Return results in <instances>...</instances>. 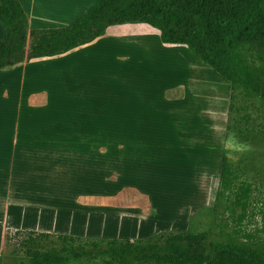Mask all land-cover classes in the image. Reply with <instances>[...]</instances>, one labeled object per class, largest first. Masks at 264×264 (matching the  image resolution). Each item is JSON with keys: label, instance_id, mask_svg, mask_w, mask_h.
<instances>
[{"label": "crops", "instance_id": "1", "mask_svg": "<svg viewBox=\"0 0 264 264\" xmlns=\"http://www.w3.org/2000/svg\"><path fill=\"white\" fill-rule=\"evenodd\" d=\"M20 1L32 30L65 27L96 0ZM5 37L0 21V42ZM119 56L120 64L114 61ZM113 68L123 76L138 75L145 82L140 88L142 93L127 87V101L120 111L99 113L91 104H83L80 95L71 99V86L82 88L81 78L87 72L97 74ZM2 71L9 72L0 76V114L7 121L37 114L46 126L36 137L26 139L30 148H0V241L9 230L101 239L107 235L108 222L121 223L122 228L114 236L122 234L127 225L134 226V236L140 238L151 226L170 224L148 193L130 185L115 186L128 174L132 160L148 159L153 148H139L137 156L123 155V171L116 180L110 177L115 172L110 173L108 166L99 162L97 148H86L85 156L74 153L80 160L87 156L96 160L95 165L90 162L94 172L83 180L86 190L71 192L69 198L67 191L55 193L48 186L49 179H35L50 177V170H60L64 165L65 148L49 147L53 137L58 141L53 145L59 147L60 128L65 125L67 113H73L75 120L79 117L94 122L101 117L121 121L123 129L132 125L138 127V132L154 129L162 135L170 134L173 139L169 138L168 143L179 146L188 168L192 205L199 203V210L213 207V197L220 188L235 90L186 45L163 43L160 32L148 24L115 25L104 36L65 54L32 59ZM55 126L57 131L51 133L50 127L53 131ZM35 140L37 148H33ZM13 143H19L16 135ZM19 166L31 170V176H41L21 177ZM40 181L45 187L35 189L33 186Z\"/></svg>", "mask_w": 264, "mask_h": 264}, {"label": "rangeland", "instance_id": "2", "mask_svg": "<svg viewBox=\"0 0 264 264\" xmlns=\"http://www.w3.org/2000/svg\"><path fill=\"white\" fill-rule=\"evenodd\" d=\"M240 50L246 62L264 80V45L242 44ZM119 60L120 56L114 59L120 64ZM5 72L9 71H2L0 76L6 74ZM81 82L83 87L80 89L71 86L70 92H73L74 96H71V99L80 95L83 104H91L99 113L106 110L120 111L123 102L127 101L124 95L127 87L142 93L140 88L145 85L138 75L123 76L116 68L97 74L87 72L82 76ZM236 93L229 124V137L233 140L230 143L232 151L225 167L218 198L214 196L212 200L215 209L205 210L203 215L192 223L191 218L199 211V203L193 206L190 201L188 168L183 162L179 146L174 142L168 143L170 134L162 135L161 131L142 129L138 132V127L132 125L123 129L121 121L101 117L95 120L96 123L79 117L75 120L73 113H67L65 125L60 128L59 147L53 145L54 141L58 142L54 137L51 138L49 147L65 148L66 160L63 162L64 165L61 164L62 169L50 170V177H43L40 172V175L31 176L33 172L22 166L17 168V172L21 177L41 176L35 179H49L51 183L48 186L54 189L55 193L67 191L66 197L69 198L71 192L86 190L84 181L94 172V169H90V162L95 165L96 160L94 156L80 160L74 153L85 156L86 148H97L99 162L107 165L110 173L115 172L110 177L116 180L118 173L121 175L123 171V161L126 160L123 159V155L137 156L138 150L153 148V153L148 159L132 160L131 165H136L134 167L130 165L126 177L114 185L116 187L130 185L148 193L154 204L164 210L165 219L170 224L151 226L147 232L148 226L144 222L143 229L148 234L143 231L140 238H136L134 226L124 225L122 234L114 236L117 229L122 228L121 223L114 225L108 222L107 227L105 226L106 239L137 240L160 233L179 234L188 230L195 232L208 230L212 241L242 244L255 252H264V100L246 89ZM34 115L33 117L29 114L26 117L23 115V120L19 121L16 119L7 121L4 115L0 114V148H30V144L25 143L26 139L36 137L46 126L45 122L41 124L42 120L37 114ZM53 123L57 125V122ZM56 131V126L53 131L50 127L51 133ZM14 135L19 139L17 146L13 143ZM33 148H37L36 140ZM123 148H126V151H123ZM19 155H22L21 152ZM136 172L138 174L135 176ZM42 184L43 182L33 187L35 189L45 187ZM91 187L93 190L94 187ZM112 187L106 188L109 190L113 189ZM14 234L15 231L9 230L1 235L0 264H30L26 258L12 255L13 247L18 242ZM12 237L13 240L10 241Z\"/></svg>", "mask_w": 264, "mask_h": 264}, {"label": "trees", "instance_id": "3", "mask_svg": "<svg viewBox=\"0 0 264 264\" xmlns=\"http://www.w3.org/2000/svg\"><path fill=\"white\" fill-rule=\"evenodd\" d=\"M0 21L6 33L0 42V71L65 54L104 36L112 26L143 23L157 29L163 43L186 45L229 81L235 90L233 99L236 92L246 89L264 100V80L240 50L242 44L264 45V0H96L65 27L32 30L20 0H0ZM227 139L220 188L232 151L229 127ZM213 209H200L191 223ZM14 235L18 242L12 255L30 264H264V252L212 241L208 230L160 233L137 240L35 231Z\"/></svg>", "mask_w": 264, "mask_h": 264}, {"label": "water", "instance_id": "4", "mask_svg": "<svg viewBox=\"0 0 264 264\" xmlns=\"http://www.w3.org/2000/svg\"><path fill=\"white\" fill-rule=\"evenodd\" d=\"M28 53H30V50H28Z\"/></svg>", "mask_w": 264, "mask_h": 264}]
</instances>
